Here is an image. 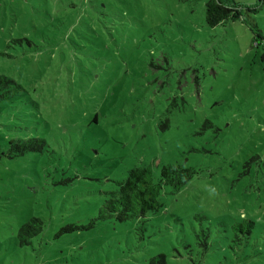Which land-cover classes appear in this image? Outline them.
I'll list each match as a JSON object with an SVG mask.
<instances>
[{"label":"rangeland","instance_id":"obj_1","mask_svg":"<svg viewBox=\"0 0 264 264\" xmlns=\"http://www.w3.org/2000/svg\"><path fill=\"white\" fill-rule=\"evenodd\" d=\"M206 1L0 0V50L29 40L0 61L22 88L0 107V264H264V5L210 27ZM141 165L196 173L144 221L98 218Z\"/></svg>","mask_w":264,"mask_h":264},{"label":"trees","instance_id":"obj_2","mask_svg":"<svg viewBox=\"0 0 264 264\" xmlns=\"http://www.w3.org/2000/svg\"><path fill=\"white\" fill-rule=\"evenodd\" d=\"M256 6L264 5V0H255ZM254 5V6H255ZM241 5L233 0H207L205 3L204 19L208 26L214 27L227 20L232 22L243 20ZM247 12L255 11L254 7H246ZM244 21V20H243ZM245 23L246 20L244 21ZM248 24V23H247ZM254 40H260L264 45V36L261 32H254ZM23 41L29 44V40L24 37L10 38L2 50H0V61L12 58L8 49ZM22 91L12 77L0 72V107L8 104L16 95ZM9 147L2 151L1 155L11 158L31 150L37 151L43 145L41 138H12L9 139ZM196 173L191 167L179 165H166L160 170L158 178H154L150 165H141L131 168L126 177L121 180H114V189L106 192V197L99 208L98 218H112L117 222H125L130 219L146 220V215L154 214L163 209V195L168 192L180 190L186 182ZM169 188L170 191H165ZM43 221L38 217H32L18 229L19 244H29L31 237L36 236L42 230ZM77 225H67L61 231H71L77 229ZM253 228L251 220H242L234 223L231 229L234 233L249 235ZM205 243V242H204ZM166 256L159 253L150 257L149 264H166Z\"/></svg>","mask_w":264,"mask_h":264}]
</instances>
